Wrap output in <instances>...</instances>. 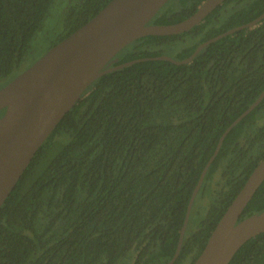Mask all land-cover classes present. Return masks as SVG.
Wrapping results in <instances>:
<instances>
[{
    "label": "trees",
    "instance_id": "trees-1",
    "mask_svg": "<svg viewBox=\"0 0 264 264\" xmlns=\"http://www.w3.org/2000/svg\"><path fill=\"white\" fill-rule=\"evenodd\" d=\"M109 1L70 4L50 47ZM202 1L167 0L148 23L180 21ZM53 2L0 0V87L25 69ZM263 10L264 0H225L187 31L141 36L122 48L112 65L142 59L101 74L84 90L0 205V264H117L127 257L125 264H165L219 137L264 89V18L209 42L189 62L155 57L186 58L199 43ZM263 118L264 96L225 135L190 215L207 193L206 213L194 230L188 221L172 264L197 258L264 157ZM63 133L68 141L41 164ZM263 209L264 179L239 220ZM228 264H264V231Z\"/></svg>",
    "mask_w": 264,
    "mask_h": 264
},
{
    "label": "water",
    "instance_id": "water-1",
    "mask_svg": "<svg viewBox=\"0 0 264 264\" xmlns=\"http://www.w3.org/2000/svg\"><path fill=\"white\" fill-rule=\"evenodd\" d=\"M167 0H110L95 15L52 45L27 68L0 87V205L29 164L32 156L59 120L101 74L142 58L112 65L115 55L133 40L145 35L177 34L201 22L225 0H203L186 18L169 24L148 23ZM264 18V10L254 19L229 28L199 43L183 59L165 58L177 64L189 62L209 42L241 28L254 26ZM264 96L258 97L223 131L201 170L189 198L172 264L181 248L191 207L205 173L228 131ZM264 179V157L256 164L220 216L202 251L191 264H228L236 250L249 238L264 231V209L241 220L247 202Z\"/></svg>",
    "mask_w": 264,
    "mask_h": 264
},
{
    "label": "rangeland",
    "instance_id": "rangeland-1",
    "mask_svg": "<svg viewBox=\"0 0 264 264\" xmlns=\"http://www.w3.org/2000/svg\"><path fill=\"white\" fill-rule=\"evenodd\" d=\"M75 1L77 0H54L44 19L41 29L37 32L34 39L32 40L27 59L23 63L24 68H26L47 51V49L50 47V43L56 38L58 32L63 26L65 9ZM259 122H262V119ZM69 137L70 136L68 133L61 134V136L57 138V141L50 148H48L44 158L41 160V164H46L48 160L60 149L62 144L68 141ZM196 202V208L194 211L197 210L198 212L192 211L189 219L188 231L194 230L198 222L205 215L206 205L208 202L207 193L204 196L199 197ZM130 260V257H127L122 262L119 261L117 264H125Z\"/></svg>",
    "mask_w": 264,
    "mask_h": 264
}]
</instances>
